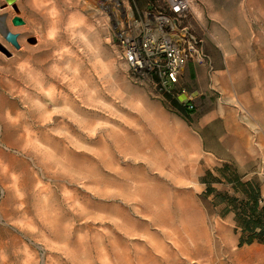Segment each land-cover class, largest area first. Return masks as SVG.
Here are the masks:
<instances>
[{
  "label": "rangeland",
  "instance_id": "374dc122",
  "mask_svg": "<svg viewBox=\"0 0 264 264\" xmlns=\"http://www.w3.org/2000/svg\"><path fill=\"white\" fill-rule=\"evenodd\" d=\"M127 1L139 14L166 13L160 0ZM188 1L174 23L201 40L207 57L185 65L173 94L188 97L191 122L120 58L115 10L91 0H15V8L0 0L20 46L0 32V264L228 257L241 231L234 213L205 195L202 178H220L227 164L241 182L259 185L262 205L264 150L238 159L225 145L232 141L221 140L231 137L222 118L202 126L201 117L221 104L237 127L249 126L244 105L264 95V0ZM213 76L220 92L210 88ZM201 89L206 99L191 97ZM223 182L211 187L234 195Z\"/></svg>",
  "mask_w": 264,
  "mask_h": 264
},
{
  "label": "built area",
  "instance_id": "2783aa9c",
  "mask_svg": "<svg viewBox=\"0 0 264 264\" xmlns=\"http://www.w3.org/2000/svg\"><path fill=\"white\" fill-rule=\"evenodd\" d=\"M160 1L166 13L148 10L139 14L127 0H112V5L119 25L120 58L133 76L151 79L161 94L173 95L185 65L190 61L204 64L207 57L201 40L174 23L186 17L189 1Z\"/></svg>",
  "mask_w": 264,
  "mask_h": 264
},
{
  "label": "trees",
  "instance_id": "16d2710c",
  "mask_svg": "<svg viewBox=\"0 0 264 264\" xmlns=\"http://www.w3.org/2000/svg\"><path fill=\"white\" fill-rule=\"evenodd\" d=\"M167 99L173 110L184 120L191 122L194 114V107L191 102H179L177 96L170 94H162ZM192 106V108H189ZM220 178H215L210 172H207L202 178L205 183V195L214 194L216 204L224 203L226 205L224 212L234 213L237 227L240 228L241 236L239 238V246L251 245L253 243L264 244V203L261 205L260 187L254 181L249 180L241 182L239 176L230 170V166L225 164L218 169ZM224 179L225 184L231 185L234 195L240 193L242 198L239 199L234 195L226 192H217L211 187L212 182L221 183Z\"/></svg>",
  "mask_w": 264,
  "mask_h": 264
},
{
  "label": "crops",
  "instance_id": "0c3cea01",
  "mask_svg": "<svg viewBox=\"0 0 264 264\" xmlns=\"http://www.w3.org/2000/svg\"><path fill=\"white\" fill-rule=\"evenodd\" d=\"M227 68V67H226ZM225 68V69H226ZM227 69L219 70L217 73H225ZM214 75V74H213ZM217 76H213L211 79L210 88L220 92V86L217 84L214 78ZM255 88L251 87V93L254 92ZM196 99L202 100L205 94L204 91L198 90L196 91ZM259 94H264V86L263 90L259 92ZM249 111L250 115V124H240L238 121V127L236 125L237 118L233 117L230 113H227L229 110L225 108L223 105L217 106L216 111H210L209 113H205L203 117H201L202 126L206 125L210 120L215 118H222V122L227 127V134L231 137L226 140V134L221 138L223 142L231 140L232 142L225 143L226 147L229 146V150L235 152V156L238 159L242 158L241 152L245 151H254V150H264V95L260 97H256V100H251L250 103H246L244 105ZM228 110V111H227ZM232 110V109H231ZM234 110V109H233ZM212 112V113H211ZM233 114V113H232ZM234 115V114H233ZM235 116V115H234ZM246 125V126H245ZM235 126L237 129H235ZM230 129H229V128ZM249 128V129H248ZM256 130V135H258L257 143L254 146V143L250 140V134L252 131ZM250 131V132H249ZM234 135H241L240 140L236 143L233 142ZM231 246L228 250V257L224 259L222 262L220 261L218 264H264V244L253 243L251 245H243L241 247L239 244V235L231 238ZM223 250V249H222ZM223 254L225 255V250H223ZM187 264H205L203 260H200L195 257H191L188 259Z\"/></svg>",
  "mask_w": 264,
  "mask_h": 264
},
{
  "label": "bare ground",
  "instance_id": "6f19581e",
  "mask_svg": "<svg viewBox=\"0 0 264 264\" xmlns=\"http://www.w3.org/2000/svg\"><path fill=\"white\" fill-rule=\"evenodd\" d=\"M91 1H94V2H97L98 4H100L101 8L102 6L105 7V9L107 10H113V5L114 3H110L109 0H91ZM87 3H89L88 1H86ZM95 5V3H94ZM12 6V5H11ZM92 7V6H91ZM99 11V10H98ZM109 12V11H108ZM8 13V12H7ZM101 13V12H100ZM91 14V13H90ZM115 14V13H114ZM112 14V15H114ZM16 15V14H14ZM19 16V15H18ZM100 16V15H99ZM4 17V16H3ZM21 18H26L27 19V22H28V25L24 28L25 31H29L33 28V24H32V19H31V16L30 15H27L25 11H22V14L20 15ZM112 18V17H111ZM110 23V22H109ZM8 23H7V20H3L2 18H0V32L2 33H6L7 31L13 33L10 28L7 27ZM15 34V33H13ZM51 36V35H49ZM37 38V37H36ZM18 39V37H17ZM18 41V40H17ZM37 41V39L35 40ZM1 45V44H0ZM17 50V49H16ZM88 121V122H87ZM86 122L89 123V120H87ZM122 148V147H121ZM118 149V148H117Z\"/></svg>",
  "mask_w": 264,
  "mask_h": 264
},
{
  "label": "water",
  "instance_id": "95a60500",
  "mask_svg": "<svg viewBox=\"0 0 264 264\" xmlns=\"http://www.w3.org/2000/svg\"><path fill=\"white\" fill-rule=\"evenodd\" d=\"M7 4H10L12 5L14 8H15V0H5ZM19 23V20H16V23L15 24H18ZM1 35L4 37V39L9 42L14 48L16 49H19V43L17 41V37L18 35L17 34H13L9 31H7L6 33H2L1 32ZM0 49L3 50V47L0 45ZM4 52H6V54L8 55L9 53H7V51H5L4 49ZM197 95V92L194 91L191 93V97H196ZM181 100H183V102H188L189 99L188 97L185 95V94H181L179 97H178V101L181 102Z\"/></svg>",
  "mask_w": 264,
  "mask_h": 264
}]
</instances>
